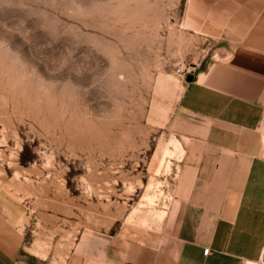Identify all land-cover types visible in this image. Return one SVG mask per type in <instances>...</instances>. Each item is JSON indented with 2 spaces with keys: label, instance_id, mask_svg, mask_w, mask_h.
Segmentation results:
<instances>
[{
  "label": "rangeland",
  "instance_id": "rangeland-1",
  "mask_svg": "<svg viewBox=\"0 0 264 264\" xmlns=\"http://www.w3.org/2000/svg\"><path fill=\"white\" fill-rule=\"evenodd\" d=\"M182 12L183 0H0V190L27 207L17 264H67L99 237L169 245L191 176L176 68L212 47L180 29ZM252 261L264 264V238Z\"/></svg>",
  "mask_w": 264,
  "mask_h": 264
},
{
  "label": "crops",
  "instance_id": "crops-1",
  "mask_svg": "<svg viewBox=\"0 0 264 264\" xmlns=\"http://www.w3.org/2000/svg\"><path fill=\"white\" fill-rule=\"evenodd\" d=\"M179 27L212 47L188 64L193 80L181 79L174 110L186 139L179 164L191 176L173 237L167 246L99 237L82 242L67 264L256 259L264 238V0H183ZM26 220L21 200L0 190V264H17Z\"/></svg>",
  "mask_w": 264,
  "mask_h": 264
},
{
  "label": "built area",
  "instance_id": "built-area-1",
  "mask_svg": "<svg viewBox=\"0 0 264 264\" xmlns=\"http://www.w3.org/2000/svg\"><path fill=\"white\" fill-rule=\"evenodd\" d=\"M195 69L194 67L190 65H184V66H178L176 68V74L181 78V79H186L188 75H192L194 73ZM210 248H205L204 249V254L208 255L210 252Z\"/></svg>",
  "mask_w": 264,
  "mask_h": 264
},
{
  "label": "bare ground",
  "instance_id": "bare-ground-1",
  "mask_svg": "<svg viewBox=\"0 0 264 264\" xmlns=\"http://www.w3.org/2000/svg\"><path fill=\"white\" fill-rule=\"evenodd\" d=\"M173 144H174V143H173ZM175 146H176V148L182 150L181 144H180V142H179L178 140L175 141ZM179 152H180V151H179ZM168 153H169V151H168ZM165 154H167V153L165 152ZM148 195H149V194H148ZM162 213H163V212H162ZM250 264H257V262H256V261H251Z\"/></svg>",
  "mask_w": 264,
  "mask_h": 264
},
{
  "label": "water",
  "instance_id": "water-1",
  "mask_svg": "<svg viewBox=\"0 0 264 264\" xmlns=\"http://www.w3.org/2000/svg\"><path fill=\"white\" fill-rule=\"evenodd\" d=\"M187 80H188V81H192V80H193V75H188V76H187Z\"/></svg>",
  "mask_w": 264,
  "mask_h": 264
}]
</instances>
